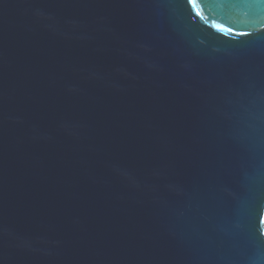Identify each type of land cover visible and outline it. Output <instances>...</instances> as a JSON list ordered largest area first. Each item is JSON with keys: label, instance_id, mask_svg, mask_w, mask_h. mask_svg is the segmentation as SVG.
Segmentation results:
<instances>
[{"label": "water", "instance_id": "water-1", "mask_svg": "<svg viewBox=\"0 0 264 264\" xmlns=\"http://www.w3.org/2000/svg\"><path fill=\"white\" fill-rule=\"evenodd\" d=\"M0 264H264V0H0Z\"/></svg>", "mask_w": 264, "mask_h": 264}]
</instances>
